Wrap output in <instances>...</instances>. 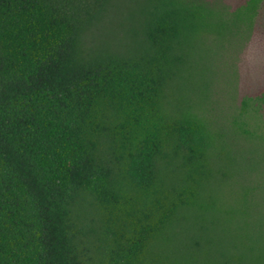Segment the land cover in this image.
I'll use <instances>...</instances> for the list:
<instances>
[{
	"label": "trees",
	"instance_id": "1",
	"mask_svg": "<svg viewBox=\"0 0 264 264\" xmlns=\"http://www.w3.org/2000/svg\"><path fill=\"white\" fill-rule=\"evenodd\" d=\"M264 0H0V264H264V86L222 123L210 62Z\"/></svg>",
	"mask_w": 264,
	"mask_h": 264
},
{
	"label": "rangeland",
	"instance_id": "2",
	"mask_svg": "<svg viewBox=\"0 0 264 264\" xmlns=\"http://www.w3.org/2000/svg\"><path fill=\"white\" fill-rule=\"evenodd\" d=\"M257 33L241 42H224L210 62L207 114L222 123L235 113L241 98L264 86V18Z\"/></svg>",
	"mask_w": 264,
	"mask_h": 264
}]
</instances>
